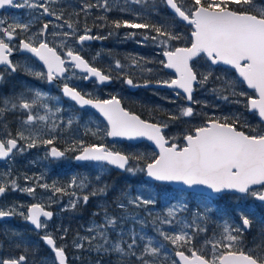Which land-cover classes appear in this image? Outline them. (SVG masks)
Masks as SVG:
<instances>
[{"label":"snow or ice","instance_id":"snow-or-ice-1","mask_svg":"<svg viewBox=\"0 0 264 264\" xmlns=\"http://www.w3.org/2000/svg\"><path fill=\"white\" fill-rule=\"evenodd\" d=\"M56 0H0V9L7 7L24 8L32 10L40 9V16H55L61 19L63 13L57 14L50 4ZM127 2V0H126ZM115 3V0H112ZM132 3L145 5L141 13H133L135 19H147L155 5L147 6V0H132ZM163 3L169 7L173 15L181 21H186L193 26L191 32L192 40L188 47H175L171 50H165L163 55L167 58L166 62L160 63L168 69H174L177 73L175 79L158 80L157 85L174 87L182 89L186 94V99L193 101L194 86H203L212 76V73L199 72L194 68L198 62L196 58L204 54L211 65L231 66L236 70L238 76L242 78V83L247 87L254 89L258 96H248L245 92L237 93L235 91L237 84L235 81L227 78L215 77L220 83V89H212L213 92L220 91L221 98L228 100V96L223 95L224 91H229L234 96L247 97L246 107L258 110L261 118H264V5L256 7L254 0H191V6L185 4V0H163ZM232 5L238 7H231ZM245 6L252 11L245 10ZM93 7H101L106 12L111 11L109 0H97L96 5H84V11ZM126 9H121L125 11ZM75 15H79L76 13ZM34 17L33 19H38ZM107 22V17H100ZM70 32H53L52 37L60 38V46L65 55L61 56L55 47H50L45 39V33L49 27L45 23L39 32L27 35L31 28V22L21 23L15 21L7 23L4 18H0V66L5 68L6 72L15 73L22 70L25 73L34 76L37 79H43L51 83L55 79L63 78V94L75 101L79 106H92L97 109L104 118H106L108 128L105 132L109 137H127L129 139L136 137H147L158 147V154H154L151 162H144V167H139L143 155L137 154L130 156L119 151H113L103 143L86 145L82 140L73 141V147L65 151L79 150V155L75 157L78 161L99 162L103 170L106 165L115 166L125 170L133 175L136 172H146L147 176L159 182H182L189 188L199 189L196 195L205 197V207L197 208L191 215V220H177V214L187 210V205L183 202L172 205L166 210L165 215L157 217L152 221L153 225H168L172 228L171 232L164 231L163 227L156 228L155 235H147L143 228L137 232L134 228L127 232L120 227L117 233V239H110L109 232L116 231L121 223L129 218L135 220L136 217L129 212L130 207L141 208L143 206L155 204V198H145L142 192L136 195L130 192H122L115 201L119 215L109 213L107 207L101 206L103 211V223L92 222L87 229L90 236L77 237L73 241V246L80 249L84 247L87 241L89 247H94L100 253H115L120 259L117 264H166L169 255L167 243L175 246V255L180 258L182 264H264V244L248 248L245 251L244 232L250 230L253 220L248 216H241V224L233 225L225 220L221 226V231L213 233L211 238L204 237L201 246L196 248L194 241L201 235L207 233V228L201 225L205 224L209 211L207 207V198L212 194H221L226 191H234L264 202V134H246L245 131L238 130V119L229 122L228 117L210 118L202 126L196 127L191 133L184 137L186 143L178 145L170 142L165 137L164 129L168 123H150L142 120L138 115L126 111L115 96L110 99L100 100L88 98L91 94L77 90V87L70 86L73 80H91L95 79L97 83L103 84L113 79L111 71L107 73L98 67L93 66L88 60L80 54L83 51L82 45L85 41L101 39L99 36L89 35L90 29L85 27V34L79 35L76 44L80 51H74L72 47L67 46L68 39L77 36V29L71 21H65ZM60 25L59 27H64ZM111 26L115 29L127 27L132 29L150 30L154 35H144V40H151L158 45L167 47L171 41L182 39L180 34L175 33L171 25L160 26L151 23H136L127 19L113 20ZM110 35L112 33H109ZM131 35H135L132 33ZM26 37V38H23ZM19 43H14L15 40ZM14 51L34 54L39 61L43 62L46 70L39 71L29 64L13 62L11 59ZM99 55V54H97ZM131 64L127 67L135 66L142 71L151 72L152 69H144L141 57H133ZM143 61V64L141 63ZM118 70L124 76V82L130 87H147L150 83L145 80L143 85L134 83L133 78L125 74V65L119 60H115L111 66ZM79 70V71H77ZM5 73L0 72V81L4 80ZM30 93V95H29ZM179 95V93H177ZM48 94L39 89H28L27 93L10 96L0 100V120L4 118L6 112L21 110L27 113L26 119L21 121L25 131H17L13 137L12 133L4 125L3 137L0 138V159L11 158L15 153H22L28 148L37 147L38 143L52 145V139H42L40 131L34 128L36 122L44 124V130L55 132L61 125L71 128L74 119L70 118L66 122L61 120L57 124V114L63 111L56 107L55 111L49 107L46 102ZM237 103L240 101L237 100ZM43 108L45 114H33L39 108ZM180 117H191L194 109L191 106L179 110ZM178 117L171 116L170 120ZM221 119L223 122H221ZM96 135V132L92 133ZM24 141L25 144L20 142ZM56 147H51L48 155L53 158H60L65 155ZM131 161V163H130ZM25 179L31 180L32 177ZM99 180V176L96 177ZM38 182V181H37ZM40 187L49 188L48 184H40ZM254 186H259L256 190ZM56 193L65 192L64 188L56 187L55 183L51 186ZM69 187H78L84 189L88 187L86 179H80L79 183L74 177ZM107 185L95 188L90 192L91 196L97 194L106 195ZM207 190V194L204 190ZM20 190L29 194L35 193V187L20 188L17 178L12 177L9 170L6 173H0V197L8 191ZM74 199L70 200L69 206L76 207V203L82 200L85 204L89 200V195L76 196L71 194ZM23 207L19 204L9 206H0V219L20 216L29 221L36 230L47 229V220L54 215L53 212L45 210L40 203H33L27 207V214L19 209ZM94 213L93 215H98ZM41 217L46 218L41 220ZM139 223L143 226L144 220ZM65 235L67 230H64ZM13 237L20 236L13 231ZM127 237V239H125ZM159 238V239H158ZM54 254V264H67V256L63 246H57L56 239L51 233H46L41 237ZM63 239V237H60ZM96 241L94 244L93 242ZM23 243L21 237L20 244ZM207 250V251H205ZM28 249L25 248V252ZM163 258V259H162ZM0 264H27V256L20 255L16 258L0 259ZM32 264H36L35 261ZM40 264H45L42 259ZM99 264V262H97ZM171 264H177L172 260Z\"/></svg>","mask_w":264,"mask_h":264},{"label":"rangeland","instance_id":"rangeland-1","mask_svg":"<svg viewBox=\"0 0 264 264\" xmlns=\"http://www.w3.org/2000/svg\"><path fill=\"white\" fill-rule=\"evenodd\" d=\"M68 0H64L67 2ZM73 0H71L72 2ZM76 0H74L75 2ZM94 5L97 4V0H91ZM156 1V0H153ZM111 11H121V9H126L125 12L128 14L133 13H141L144 9L143 5H139L136 7L135 3H132V0H115V3H112V0H109ZM73 3V2H72ZM164 4V3H163ZM185 4H188L185 0ZM165 5V4H164ZM235 6V5H234ZM260 4H257L256 7L259 8ZM158 5L155 4L154 13H158ZM189 7V4H188ZM99 9H103L101 7H96ZM96 11H100L95 9ZM95 15V14H94ZM99 16V14L97 15ZM92 20H96V16L92 18ZM102 22H100L101 24ZM170 24V23H169ZM174 29L175 33L180 34L182 39L171 41L167 47L164 48L162 45H158L151 41L150 39L145 41L144 35H152L151 32L142 31L140 29H131L128 31H123L121 33V37L124 39L122 42L126 43L131 40V42L127 43L129 47L134 48L136 51L130 52L126 54V59H130L133 57H141L143 61H147L146 64H143L144 69H152L151 72L144 71L150 76L154 78L157 76L162 79V77H168L170 79L173 78L171 73H168L164 70L163 64L161 61L160 54L165 50H171L175 47L187 46L190 44L191 40L189 32L191 29H181L177 27L176 23L172 21L170 24ZM100 26V25H99ZM96 28V26H95ZM101 29L97 28V34L95 36L102 37L101 39H95L96 43L101 46H104L109 43V41H105V39L109 36L107 31L103 33H98ZM101 32V31H100ZM135 33V35H131ZM71 41V39H69ZM60 44V40L58 41ZM107 49H111L107 47ZM91 52V49H88ZM145 51V52H144ZM95 52L101 53V47H95ZM149 53V54H145ZM95 54V56H97ZM99 58V57H97ZM112 59V58H110ZM115 60L121 61V58L117 57ZM131 60V59H130ZM198 62L194 65V68L199 69V72L208 73L209 71L212 73V76L209 78V81L203 86H197V91L193 97V101L196 103L188 104L186 98L183 94L178 91H166V92H157L156 96L159 98L160 102L158 104V108L162 110V112H167L171 116L178 117L174 121H170L171 131L166 135V137L170 140H175L176 142H180L181 146L185 144L183 138L191 133L196 127L202 126L207 119L210 118H222L228 117L229 122L236 119H241L243 116L241 113L243 111H247V97L242 96H234L229 91H224L222 94L228 96V100H224L221 98V92L216 91L213 92L212 89H220V83L215 79V77L227 78L229 80L235 81L237 87L235 91L245 92L248 96H252L250 92L245 88V86L240 83V81L235 76V73L226 68L218 67L213 68L210 63L204 58L200 57ZM121 64L130 65L131 61L122 62ZM36 68V70L42 71L40 67L31 64ZM135 67V66H133ZM134 69H137L136 67ZM141 70V69H138ZM105 71V70H104ZM106 73L108 71H105ZM21 73L27 76L29 79L22 83L23 90L14 94L18 95L22 92L27 93L28 89H39L42 92L48 94L49 98L46 102L49 107L55 111L56 107H60L63 109L61 113L57 114V124H60V121H67L70 118L74 119V123L71 128H67L63 125L58 127L55 132H47L44 130V124L42 122H36L34 128L40 131V135L42 139H52L57 142L73 143V141L79 142L83 141H96L100 142L105 139V130L106 125L102 121V119L96 115L92 114L88 111L86 112H76L70 111L73 107L70 104H66V99L63 97L62 92H54L52 85H49L47 89H43V84H46V80L37 79L34 76H31L24 71L21 70ZM112 73V72H111ZM117 84H124V79L118 77ZM169 79V80H170ZM4 80L2 81V84ZM41 84V85H40ZM71 84H74L75 87L80 89L82 92H87L92 95H95V98L106 96L108 97L112 92L121 95V92L118 91L117 86L107 88V89H98L97 85H92L90 82H86L85 80H73ZM11 91V92H10ZM14 93L13 90H9V93H1V98H6L10 94ZM179 93V95H177ZM30 95V93H29ZM240 102L237 103L236 101ZM188 106L193 107L194 114L191 117H180L179 110L182 108H186ZM16 112H23L21 110H16ZM16 112H12L14 114H19ZM244 112V113H245ZM25 116H21L18 118V121H11L8 117L9 114L6 112L4 118L0 120V138L3 137V133L5 131L4 125H7V130L12 133L14 137L17 131L24 130L25 135H28V130L24 129L21 125V121L26 119L27 113L23 112ZM33 114L44 115V109L41 107L38 110L33 111ZM149 116L146 118L147 120H151L154 122H165L161 117H156V114L149 112ZM12 116V115H11ZM167 120V119H166ZM169 121V120H168ZM167 122V121H166ZM221 122L223 120L221 119ZM243 127L239 128L244 130L247 134H264V130H256L251 128V123L248 117H244ZM246 127L247 129H244ZM96 132V135L92 133ZM179 142L177 144H179ZM26 142L21 141V144H25ZM179 144V145H180ZM116 147L121 148L123 152L127 155L134 156L137 154H142L143 158L145 156H149L150 160L154 157V154H157L154 148L147 147L142 144H116ZM71 149V148H70ZM50 151V145H44L42 143H38L35 148H28L26 151L22 153H15L7 162L0 165V173H6L9 170L12 173L13 178H17V182L20 185V188L24 187H35V193L29 194L27 192H23L20 190L12 191L8 190L1 202L0 206H9L12 204L22 205L19 211L25 212L27 214V207L32 203H40L44 207L51 209L55 207V216L52 220H47V229H42V233H51L58 245H62L64 248L73 247V240H65V238L73 234V229L77 226L79 229L86 230L91 226L92 222L102 223L99 218L98 221L93 219H88L87 217H82L78 219L76 215L72 214V211L80 204L82 201L79 200L76 203L75 208H71L69 206L70 200L74 199L71 195L75 193L78 195L76 187H69L72 179L75 177L77 182L79 183L80 179H86V183L88 184L87 188L82 189L85 195H89V198L92 197L90 192L95 189L107 185V190L110 192L111 196H115L122 192H130L133 195H136L139 192H142L145 198H155V204L143 206L141 208L130 207L129 212L131 215L136 217L135 220L129 218L121 223L122 228L125 232L129 229H135L137 232H140L143 228V231L147 235H155L157 227H163L164 231L171 232L172 228L168 225L161 226L160 224L153 225L152 221L157 217H163L166 213V210L172 205L178 203H185L187 205V210L183 213H178L176 219H187L191 220V215L196 211L197 208L203 209L205 207V197L198 196L192 192H186L180 189H175L169 184H160L156 182H147L144 179V172L138 171L135 175L127 172L126 176V184L125 186L119 188L117 186H109L107 183L106 175L109 173L110 169L105 166L102 170L99 163L94 164H78L74 160V156L72 153L66 157L53 158L48 155ZM72 151V150H71ZM70 151V152H71ZM151 162V161H150ZM144 164V163H143ZM139 167H144V165L139 164ZM99 176V180L96 177ZM26 177H32L33 179L28 180ZM38 181V182H37ZM55 183L56 187H61L65 189V192L56 193L52 189V185ZM40 184H48L49 188L40 187ZM256 190H260L257 188ZM107 191V192H108ZM104 195L97 194L94 196L96 206H105L109 204V202L113 201L109 198L103 197ZM120 196V195H119ZM112 198V197H111ZM118 198V197H117ZM116 198V199H117ZM250 196H240V195H228L226 199L213 200L210 197L207 198V207L209 209L207 216L208 219L205 224L201 225L202 227L207 228V233L201 235V237L194 241V246L199 248L205 236L211 238L213 233H219L221 231V226L225 220H228L233 225H240L235 221L233 216L235 215H246L249 219L253 220V228L256 229L255 233L259 236L258 240L264 244V221L258 218V215L255 213V200L250 202ZM250 202V203H249ZM112 215H118L113 213L111 210H108ZM94 213H99L97 208L91 210V217ZM103 220V217H102ZM144 220V225L142 226L139 221ZM0 259H8V258H16L20 255L15 253L16 249L24 252L23 255L27 256V264H32L33 261L36 264H40V261L43 259L45 264H54V254L51 249L46 248V244L41 238V232L37 233L34 231L35 229L22 217L16 216L14 221L6 222L4 224H0ZM64 230H67V234L65 235ZM15 231L20 234V236L13 237L12 232ZM120 227H117L115 232H119ZM88 232V231H87ZM85 232L82 234V237L89 236V232ZM245 233V232H244ZM3 236V238H2ZM76 236V235H74ZM21 237L23 238V243L20 246H17L20 243ZM63 237V239H60ZM127 239V237H125ZM159 239V238H158ZM65 240V241H64ZM167 243L168 249V257L166 264H171L172 260H176L175 251L176 250H184L187 252V249H176L175 246ZM25 248L28 249L25 252ZM76 248V247H74ZM95 250V249H94ZM248 250V247L245 245V251ZM207 251V250H205ZM95 252H97L95 250ZM102 253V252H101ZM112 254L111 252L108 253ZM16 255V256H15ZM22 255V254H21ZM107 255V257L103 259H95L89 261H81L78 259L77 255L73 257L72 255H68V264H117L120 257L117 254H113L112 256ZM163 259V258H162ZM133 264H135V260L133 258ZM177 264H179L177 262Z\"/></svg>","mask_w":264,"mask_h":264},{"label":"flooded vegetation","instance_id":"flooded-vegetation-1","mask_svg":"<svg viewBox=\"0 0 264 264\" xmlns=\"http://www.w3.org/2000/svg\"><path fill=\"white\" fill-rule=\"evenodd\" d=\"M17 2H22V0H17ZM41 2L43 3V2H45V0H41ZM72 2H71V0H68L67 2H64V0H56L55 3L50 4V7L52 8V10L57 12V14H60L61 12L63 13L62 18L59 20L56 19L55 16H47V15L40 16V11H41L40 9L32 10V9L27 8V7L14 8V7H7V6L3 9H0V18H4L7 21V23H13L15 21H19L21 23L31 22V28H30L29 33L27 34L29 36L32 35L33 33L39 32L40 29L43 27V25L45 23H48L49 27L47 29V32L45 33V39L49 43L50 47H55L57 49V52L61 56H64L65 52L61 48L60 44H58V41L60 40V38L57 37L54 39L52 37V33L53 32H57V33L70 32L71 30L67 28L65 21H71L77 29V36L69 38V39H71V41L68 39V42H67V46L72 47L74 51H80V47L76 44L75 41L79 35L85 34V27L90 29V32H88L89 35L95 36V34H97V29H95V26H96L95 21L92 20V18L94 17V14H96L95 9H97V8L93 7L88 11L82 10L84 5H86V4L94 5V3L91 0H76L75 2L73 0ZM254 2L256 5L257 4L264 5V0H254ZM235 7H238V6H235ZM245 10L252 11V9H249L246 6H245ZM76 13H78L79 15L78 16L75 15ZM34 17H39V18L33 19ZM62 24L65 26L59 27ZM23 38H26V37H23ZM14 43L18 44L19 40L18 39L15 40ZM95 47H101L102 48L101 45L96 43L95 39L90 40V41H85L84 44L82 45L83 51H80V54L82 56H84V58L86 60H88L89 63L95 67H98L100 69H103L105 67L115 69L114 67H111L114 65L115 59L113 57L106 56V54L103 52V49H102L101 53H98L99 55L95 56V54H97L95 52ZM87 48L88 49L92 48L93 50H91V52H90L87 50ZM97 57H99V58H97ZM110 58H112V59H110ZM11 59L13 60L14 63L19 62L21 64H29V65L34 64V65L40 67V69L42 71L46 70L44 65H42L32 53H29L27 51H24V52L14 51ZM0 72L5 73L3 83H6V84H2V81H0V92L1 93H4V92L9 93L10 89L14 91V93L10 94L8 97L14 96V94L23 90V87L21 86L22 83H25V81L29 82V79L27 78V76H25L24 74L21 73V70H18L15 73H11V72H6L5 68L3 66H0ZM111 75L113 76L114 83L112 85H109V86H107V85L99 86L97 84V82L95 81V79H93L91 81H87V80H85V81L90 82V84H92V85L96 84L97 88L100 90L117 86L118 91L121 92V95L112 92L108 97L101 96V97L95 98V95H92V96H89V98L105 100V99H110L113 96L118 97L120 99V101L122 102L124 108H126L128 111H130L132 113L139 114L138 111H141V112H145L146 114L150 115L149 112H152L153 114H156V117H161L163 120L167 121V123H168V127L164 130V134H167L171 131V125L169 124L170 119L168 117L160 114V112H158L159 111L158 104H159L160 100L156 96L157 92L170 91L169 89L144 88L141 86L138 87L137 89H132L125 82H124V84H117L118 83V79H117L118 77L124 79V77L119 74V71H114L111 73ZM171 75H173V74H171ZM127 76H129V74ZM235 76L237 77L236 73H235ZM130 77L133 78L134 83H137V84H142L146 80V79H140L139 77H133V76H130ZM152 78L153 79L147 80V81H158V80H169L170 79L168 77H162V79H160L157 76L155 78L152 76ZM237 79L239 80L238 77H237ZM239 81H240V83H242L241 80H239ZM63 83H64L63 78L55 79L51 83L46 81V84H43V87H44L43 89L46 90L49 85H52V87L54 88L53 89L54 92H61V87L63 86ZM242 84L244 85V83H242ZM70 85L75 87L74 84L70 83ZM78 90H80V89H78ZM249 92H250V94H252V96H256V93L254 91H249ZM2 99L3 98H1V96H0V100H2ZM66 102H67L66 104H70L73 107L72 109H70V111H73V110L76 112L88 111L92 114L95 113L93 110H90V109H80L74 102L69 101L67 99H66ZM131 106H134V108H138V109L133 110L130 108ZM13 112H16V111H13ZM244 112L245 111H243L241 113L243 118L241 117V119H238V127L239 128L243 127L242 123L244 121V117H248L250 120V123L252 124L251 128H249L250 130H252V129L253 130L254 129L264 130V122L258 118V113L256 111L255 112H249V107H247V111L245 113ZM7 113L9 115L13 114L12 112H7ZM16 113H19L18 115L25 116V114L23 112H16ZM164 113H167V112H164ZM156 123H158V122H156ZM107 128H108V126H106V130H107ZM244 129H247V128L244 127ZM106 130H105V132H106ZM240 130H242V129H240ZM105 137L106 138L100 142L86 141L85 144L91 145V144L103 143L106 146H108L111 150L120 151V152H123V150L121 148L116 147V144H128L127 142H119V141L110 142L108 140V136L105 135ZM183 140H184V138H183ZM170 142L178 143L179 141L176 142L175 140H172V138H171ZM180 142H179V144H180ZM51 147H57L59 150L65 151L66 149L72 148L73 143H70V146H68V143L65 144V143L57 142L56 140H54L53 144L50 145V149H51ZM70 151L71 150L65 151V155L63 156V158L70 155V153H72V155L75 158V156L79 153L78 149L76 151H71V152ZM123 153H125V152H123ZM7 161H4V162L0 161V165L4 164ZM78 164H94V162H83V163H78ZM106 166L110 169L109 173L105 176L107 179V183H109V186L115 185L119 188L125 186L127 172L121 173L118 170L113 169L109 165H106ZM76 189H77L79 196L85 195V193L82 191V189H80L78 187H76ZM119 195H121V194L119 193L117 195V193H116L115 196H111L110 192L108 191L107 194L103 196V197H106L108 199L110 198L113 201V203L109 202V204L105 205L104 207H107L108 210H111L113 213L118 214V215L120 214V210L117 209L115 201L117 200L116 199L117 197H120ZM3 197L0 198V205H1V202L3 200ZM94 200H95L94 196L90 197L86 204L81 200L82 202L80 204H78V206L75 208L76 213H74L73 215H76L78 219H81L82 217H87L88 219L95 218L96 221H98L97 218H99L101 221H103L102 220V217H103L102 207L96 206L95 202H93ZM96 208H97L99 214L93 215L91 217V210L96 209ZM51 209L53 211H55V207H52ZM15 218H16V216H14V218L12 220L0 221V224H4V223L10 222V221H14ZM118 227H122V225L118 226ZM40 232L42 233V230ZM40 232H37V233H40ZM85 232H87L86 228L85 229H82V228L79 229L76 226L73 229V233L76 236H74L73 234H70L65 238V240H68V241L73 240L74 241L77 239L78 236L82 237L81 235L84 234ZM93 234L94 233H89V236L93 235ZM43 235H45V234L42 233L41 236H38V237L41 238ZM109 236H110V239L115 240V239H117V232L110 230ZM2 238H3V236H2ZM57 243L58 242H56V244ZM93 243L95 244L96 241H94ZM57 246H62V245L57 244ZM46 248L50 249L49 246H46ZM64 249H65V254L67 256L72 255L73 257H75L77 255L78 259H80V262L81 261H89L92 259L93 260L103 259V258L107 257V255H109V254H104L101 252L100 253L95 252V250H94L95 248L94 247L90 248L87 241L84 242L83 248L78 249V248H74V246H73L72 248L65 247ZM113 254L114 253L110 254L109 256H112Z\"/></svg>","mask_w":264,"mask_h":264},{"label":"trees","instance_id":"trees-1","mask_svg":"<svg viewBox=\"0 0 264 264\" xmlns=\"http://www.w3.org/2000/svg\"><path fill=\"white\" fill-rule=\"evenodd\" d=\"M186 1L190 7L191 6V0H186ZM155 4L158 5L157 8H158L159 12L154 13L152 10L150 15L145 13V15L147 16V19H135L133 17V14H128V13L121 12V11H107L106 12L104 9L97 8L100 11H96V14L94 15V16H96V20H95L96 28L95 29H97V28L101 29L100 30L101 32L98 31V33H103L104 31H107L108 33H112L111 35L109 34V36L105 39V41L106 42L109 41V43L107 45L105 43L104 46H102L103 52L106 54V56L113 57L114 59L119 57V58H121L120 62H128L131 60L126 59L125 55L129 54L130 52L136 51L134 48L129 47V45L127 44V43L131 42V40L127 41L126 43H123L122 41L124 39L121 37V33L123 31H128V30H131L132 28L121 27L119 29H115L111 26V21H113V20L127 19L130 21L136 22V23H151V24H156V25L165 26V27L170 25L173 21L176 23L177 27H179L181 29H186V30L190 29V27L180 23L177 20V18L174 17L168 11L166 6L163 4V0H156V1L147 0V6H151V5H155ZM188 4H186V6H188ZM135 5H136V7L139 6L138 4H135ZM143 7H145V5H143ZM231 7H235V6L232 5ZM98 14H99V16H97ZM105 16L107 17V22L100 19V17H105ZM100 22H102V23L100 24ZM140 30L150 32V30H145V29H140ZM152 35H154V33H152ZM189 39L191 40V38H189ZM107 47H110L111 49H107ZM164 48H165V46H164ZM145 54H149V53H145ZM160 56H161V59H163L162 53L160 54ZM127 66H125V74L126 75L129 74V76L139 77L140 79H146V80L153 79L152 76H150L146 72H144L142 70L134 69L135 67L129 68ZM103 70L111 71V72L118 71L116 69L107 68V67L103 68ZM119 74L122 75L120 72H119ZM130 108L133 110L138 109V108H134V106H131ZM138 112L145 119L149 116L145 112H141V111H138ZM158 112H160V114H162L163 116H166L168 118L171 117L170 114L162 112V110L160 108H159ZM8 117L10 118L11 121H18V118L21 117V115H18V114L13 115L12 114V116L9 115ZM142 145L149 147L148 144H146V143H143ZM145 161H147V162L151 161L149 156H145L144 159L142 161H140L141 165H144L143 163ZM248 196H250V195H248ZM223 198L226 199L225 196ZM249 199H250V202H253V200H254V198L251 196ZM254 207H255V213H256V215H258V218L262 219L264 221V204L255 202ZM72 212L76 213L75 210H73ZM233 217L235 218L236 222L241 224V217L239 214L235 215ZM255 231H256V229L252 228L251 231H248V232L246 231L244 233V242L248 248H253V247H256L257 245L263 244L262 242H260V240H258L259 236L255 233ZM15 253L18 255L24 254V252H22L19 249H16Z\"/></svg>","mask_w":264,"mask_h":264},{"label":"water","instance_id":"water-1","mask_svg":"<svg viewBox=\"0 0 264 264\" xmlns=\"http://www.w3.org/2000/svg\"><path fill=\"white\" fill-rule=\"evenodd\" d=\"M166 6V5H165ZM166 8L168 9V11L173 15V13H172V11L169 9V7L168 6H166ZM178 21H180L181 23H184L185 25H187V26H190L191 27V31H190V37L192 38V36H191V32H192V30H193V26H191V25H189L186 21H181V20H178ZM90 41V40H89ZM190 46V45H189ZM182 47H188V46H182ZM34 55V54H33ZM201 55H204V54H201ZM200 55V56H201ZM205 56V55H204ZM37 58V57H36ZM163 58H164V61L166 62V60H167V58L163 55ZM199 58V57H198ZM205 58L207 59V57L205 56ZM197 59V58H196ZM37 60L39 61V59L37 58ZM208 60V59H207ZM42 65H43V62L42 61H39ZM212 66H214V67H217V66H223L224 68H230L231 70H233L235 73H236V75H237V77L239 78V80H241L242 81V78H240L239 76H238V73L236 72V70L234 69V68H232L231 66H226V65H212ZM45 67V66H44ZM163 67H164V65H163ZM164 69L167 71V72H169V73H173L174 75H175V78H176V76H177V73L175 72V70L174 69H168V68H166V67H164ZM79 71V70H78ZM174 78V79H175ZM94 79V78H93ZM92 80V79H91ZM91 80H87V81H91ZM150 83L148 84V86L147 87H145V86H141V87H144V88H156V89H169V90H176V91H178V92H180V93H182L185 97H186V94L183 92V90L182 89H177V88H174V87H168V86H162V85H157L155 82H151V81H149ZM113 83V79L110 81V82H105V83H103V84H100V83H98V85H100V86H102V85H107V86H109V85H111ZM144 83H142V84H139V85H143ZM244 85H245V87L248 89V90H250V91H255L254 89H250V88H248L247 87V85H246V83H244ZM71 86V85H70ZM63 87V86H62ZM62 87H61V92H62ZM130 87V86H129ZM132 89H137L138 87H131ZM78 90V89H77ZM195 91H196V87L194 86V90H193V93H192V96H193V94L195 93ZM255 93H256V96H258V93L255 91ZM62 94H63V92H62ZM63 96H64V98L65 99H68V100H70V101H72L70 98H68V97H66L64 94H63ZM89 98V97H88ZM117 99H119L118 97H116ZM95 100V99H94ZM101 100V99H100ZM120 100V99H119ZM186 101H187V103H192V102H190V101H188L187 99H186ZM79 108H81V109H90V110H93L98 116H100V118L106 123V125L108 126V124H107V121H106V118H104L103 117V115L97 110V109H95V108H93L92 106H84V107H81V106H79L75 101H73ZM120 103H121V106L124 108V106H123V104H122V102L120 101ZM126 111H128L126 108H124ZM257 112L258 113V110H253V109H250V107H249V112ZM128 112H130V111H128ZM130 113H132V112H130ZM132 114H135V115H138L137 113H132ZM142 120H145V119H143L140 115H138ZM258 118L261 120V121H263L264 122V118H261L260 116H259V114H258ZM146 121H148V120H146ZM148 122H150V123H156V122H152V121H148ZM166 129V128H165ZM164 129V130H165ZM239 130V129H238ZM241 131H243V130H241ZM164 134V133H163ZM247 134V133H246ZM166 137V136H165ZM108 138H109V141H111V142H113V141H127V142H129V143H132V144H139V143H142V142H147L151 147H153L156 151H157V153L159 152V147L153 142V141H150V140H148L147 139V137H136V138H131V139H129V138H127V137H109L108 136ZM170 141V140H169ZM185 141V140H184ZM185 143H186V141H185ZM179 145V144H178ZM57 148V147H56ZM80 153H78L77 155H79ZM76 155V156H77ZM75 156V157H76ZM7 159H9V158H3V159H0V161H6ZM76 160V159H75ZM76 162H78V163H81V162H84V161H78V160H76ZM111 167H113V168H115L116 170H119V171H121V172H124L125 170H121V169H119V168H117V167H115V166H111ZM144 178H145V180L146 181H151V182H159V181H155L154 179H152V178H150V177H148L147 176V174H146V172H145V175H144ZM159 183H163V184H170L171 186H173L174 188H177V189H181V190H184V191H187V192H197V191H199V189L197 188V189H193V188H189L188 186H186V185H184L182 182H159ZM255 188H258L259 186H254ZM205 191V193L207 194V190L205 189L204 190ZM228 193H233V194H240V193H237V192H234V191H226V192H224V193H221V194H212L210 197L211 198H213V199H219V198H221L222 197V195L223 194H228ZM240 195H244V194H240ZM1 198V197H0ZM256 201H258V202H260V203H264V202H261V201H259V200H257V199H255ZM45 210H47V211H51V210H49V209H46L45 208ZM51 212H53V211H51ZM13 217H11V218H3V219H0V221H3V220H10V219H12ZM52 218H53V216H52ZM51 218V219H52ZM41 219H42V217H41ZM51 219H48V220H51ZM30 225H31V223L29 222V221H27ZM32 226V228H34V226L33 225H31ZM35 229V228H34ZM36 230V229H35ZM250 230H251V228H250ZM250 230H248V231H250ZM187 254V253H186ZM67 256V255H66ZM175 257H176V259H177V261H178V263L179 264H182V262L180 261V258L178 257V256H176L175 255ZM67 264H68V257H67Z\"/></svg>","mask_w":264,"mask_h":264}]
</instances>
